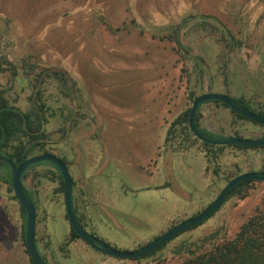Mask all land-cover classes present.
Wrapping results in <instances>:
<instances>
[{
    "label": "rangeland",
    "instance_id": "obj_1",
    "mask_svg": "<svg viewBox=\"0 0 264 264\" xmlns=\"http://www.w3.org/2000/svg\"><path fill=\"white\" fill-rule=\"evenodd\" d=\"M178 26L182 47L173 39ZM190 56L204 61L207 78ZM0 63V92L21 110L30 93L29 87L20 91L25 70L62 69L75 85L69 98L56 83L44 85V101L54 112L45 150L69 163L80 156L70 174L77 185L78 177L88 182L84 223L115 250L148 245L201 213L236 176L262 170L260 149H207L186 140L177 126L168 135L174 139L165 140L172 123L207 90L264 112V0H0ZM199 115L208 135L264 137V127L220 104L202 105ZM9 173L0 164V177ZM55 178L52 166L40 165L23 179L39 194L37 242L47 264H183L185 244L205 242L197 250L206 251L264 210V182L252 181L202 225L140 260L106 258L79 241L64 252L68 224ZM10 195L2 183L7 210ZM43 223L50 242L41 239ZM22 249L0 256V264H30Z\"/></svg>",
    "mask_w": 264,
    "mask_h": 264
},
{
    "label": "flooded vegetation",
    "instance_id": "obj_2",
    "mask_svg": "<svg viewBox=\"0 0 264 264\" xmlns=\"http://www.w3.org/2000/svg\"><path fill=\"white\" fill-rule=\"evenodd\" d=\"M221 29H222V31L224 33H227V31L223 27H221ZM230 45H231V43H230ZM190 57H191L190 58L191 61L194 63L193 58L196 57V56H190ZM201 63L203 65V67H199L195 63L194 64L197 67H199V69L201 70L202 74L207 78L209 75H208V73H206V71H204L205 63H204V61L202 59H201ZM2 66H3L2 63H0V73H1V70H2L1 69ZM50 71L56 72L57 73V76L51 75L50 74ZM21 74H22L21 72L18 73V74L16 73V75H15L16 76V79H19L18 77L21 76ZM63 77H67L69 79L67 73L64 70H62V69L48 68V69H45L44 71H40L38 73H34V71H32V70L31 71L25 70L23 72V78L24 79H21V83H24V86L22 87V89L20 91L23 92L28 87H29L28 89H30V93H29V95L27 97L28 99H27V108H26V110H21L17 106H14V104H12V103L9 102L8 98L4 95V93L0 92V95L3 96V98L7 101V103L11 107H14L15 109L21 111L22 113H27L31 109L34 108L45 119V123H44V126H43V131H44L45 138L42 140V143L41 144L34 146V141L32 140V138L30 136H26V137L20 138L19 145H17L18 144V142H17L16 145L15 144H6L4 147L1 148L0 156H3L5 158H8L10 161L13 162V164L16 167H18L26 159H29V158H31L33 156L41 155V154H51V155H54L55 157H57L58 159H60L65 164V166H66V168H67V170H68V172L70 174V170H71L72 163L80 162V156H78L77 154L74 155L75 156V159L69 163V162H66L62 157H60L58 155H55V154H52V153H48L45 150L46 146L49 143V136H48V133L46 132V127L48 125L49 119L54 114V112H51L50 107L44 101V96L43 95H44V85H45L46 81L47 80L48 81L50 80V81L56 83L58 89L61 91V94L64 97H66V98H69V97L72 96L73 90H74L73 96H75V94H76V87H75V85L72 86V88H71V86H69L70 82H68V84H67V81L66 82L59 81V78H63ZM210 93H214L213 90H207V92H205L204 94H210ZM204 94H202V95H204ZM215 94H218V93H215ZM221 95H223V94H221ZM199 96H201V95H199ZM199 96H197V97H199ZM231 99L232 100H234V99L235 100H244L249 105H251V106L257 108L258 110H260L261 112H263L259 107L252 105L251 103H249L247 100H245L243 98H231ZM216 102H219V101H216ZM207 103L220 104V105L223 104V103L221 104V102L215 103V101H211V102H207ZM207 103H205V104H207ZM202 105H204V104H202ZM201 106L198 107V110H197L198 115L200 114V108H201ZM225 108L229 109L227 106ZM232 112L233 111H231V113ZM253 114H255V113H253ZM255 115H257V114H255ZM199 117H200V115H199ZM196 118H197V115H196ZM246 121H249V122H251L253 124L259 125L257 123H254V122L248 120V119H246ZM186 125L188 127V122H187ZM198 125H199V120H198ZM259 126L264 127L262 125H259ZM199 128H200V126H199ZM168 130H169V128H168ZM168 130H167V134H166L167 136H166V140H165V145H167V142L166 141H171L172 139H174V137L168 138ZM201 130H203V129H201ZM188 131H189V128H188ZM203 131H205V130H203ZM65 133H66V131L64 132V134ZM189 133L191 134L190 131H189ZM222 137H224V136H221V137H218V138H222ZM227 137H238V138H240L239 136H236V135L227 136ZM214 138H216V137H214ZM260 138H264V137H260ZM260 138H257V139H260ZM188 139L189 140H193V142L195 140H196V142L198 141L196 138H194V136L192 134H191V137H189ZM248 149H251V148H248ZM28 150L31 151V152L26 154V152ZM177 151H178V149H177ZM0 164H3L4 166H6L8 168V170L10 171L9 166L6 163L0 161ZM40 165H50V166H52L54 168L55 174H56L55 180H56L57 184L59 185V188H61L60 190L62 191V194H63V205H64V214H63V216H64V219H65L66 223L68 224V230H67V233L63 237V241H62V244H61L60 248L63 249L64 252H66L65 251V248H68L73 243L79 241V242H82L87 249H93L96 252H98L101 256H104L106 258L112 257V256H108V255L103 254L102 252L98 251L97 249H95V248L91 247L90 245H88L87 243H85L72 230V228L70 226V223L68 221L67 215H66V211H65V204H64V183H63V179H62L59 171L57 170V168L54 165H52V164H50L48 162H43V163L37 164V165L29 168L26 172L23 173V175L25 176V174L28 171H30V170H32L35 167L40 166ZM260 172H262V171H260ZM23 175L21 176V182H22V184H23V186H24V188H25V190H26V192H27L30 200L34 204V208H35V212H36V231H35V244H36V248H37V251L40 254L42 260L44 261V263L47 264L46 259L42 256L41 252L38 249V242H37L38 241L37 240L38 239V235H37L38 219L37 218H38V215H39V207H38L37 197H39V194H38L37 191L30 190V189H28L24 185V182H23L24 176ZM70 176H71V174H70ZM78 178H79V180H78L79 185H77V182L74 181L73 178H72V176H71V180H72V203H73V209H74V213H75V216H76V220H77V222L79 223V225L81 226V228L85 232H87L89 235L93 236L94 238H96L99 241H101L102 243H104V241L102 240V238L103 239H107V238H105L104 236L100 235L99 233H97L96 230H93L91 226H89V225H87V224L84 223L83 217L86 216V215L84 216V211L86 210V205H85V202H83V200H84V196H85V191H86V189L88 187L86 185V183H88V182L86 181V179H83L81 177H78ZM5 182H7L8 185L10 186L11 195L9 196L10 208L8 210H7L6 206H5L6 199H4V201H3V199H1V196H0V256H5L7 254H10V255L11 254H16L17 253V248H18V246H20V247L23 248L22 251L27 256L30 264H32L31 263V260L29 258V255L27 253V250H26V245H25L26 213H25L23 207L18 203V200H17V198L15 197V195H14V193L12 191V188H11V175H10V173L8 175H5V176L0 177V186H1L2 183H5ZM123 188L125 189L126 187L123 186ZM136 191H139V190H136ZM133 192H135V191H133ZM3 204H4V206H3ZM78 207H79V209H78ZM52 209H54V208L51 207V210ZM18 211H19V215H20V219H21L20 225H18V223H17V221L19 219L18 218V216H19L18 215ZM203 223H201V225ZM48 232H49L48 225L43 223V231H42L41 239H43V240L45 239V240H48L50 242L51 239H50V236L48 235ZM73 232H74L75 236L73 235ZM19 242H20V244H18ZM104 244H106V243H104ZM106 245L109 246L108 244H106ZM109 247H111V246H109ZM139 249H141V247H138L137 250H139ZM137 250H135V251H137ZM112 258H115V257H112ZM116 259H119V258H116ZM140 259L141 258L132 259V260H140Z\"/></svg>",
    "mask_w": 264,
    "mask_h": 264
},
{
    "label": "water",
    "instance_id": "obj_3",
    "mask_svg": "<svg viewBox=\"0 0 264 264\" xmlns=\"http://www.w3.org/2000/svg\"><path fill=\"white\" fill-rule=\"evenodd\" d=\"M211 101H219L225 104L231 111L239 114L245 119H248L254 123L264 126V118L257 116L238 103H236L231 98L221 95V94H204L194 99L191 104L190 110L188 112V128L191 134L196 138L199 142L210 145V146H237L244 148H258L264 146V138L260 139H242L238 137H222V138H214L205 135L202 133L196 125V115L198 107L202 104ZM0 161L6 163L10 168L11 175V188L18 200V203L23 207L26 213V228H25V245L26 250L29 255L32 264H45L42 260L40 254L37 251L35 244V231H36V212L34 208V204L30 200L22 182L21 176L24 172H26L29 168L43 163L48 162L54 165L59 171L63 183H64V204L65 211L70 223L72 230L88 245L97 249L105 255L112 256L119 259H137L144 258L175 237L179 236L182 233H185L193 228L197 227L207 219H209L226 201L230 193L240 184L245 181H262L264 182V172H250L238 175L233 180H231L227 186L222 190V192L218 195V197L209 204L200 214L190 219H187L180 224L176 225L166 233L160 235L156 239H154L148 245L142 247L141 249L133 252H122L115 250L106 244L102 243L98 239L89 235L85 232L79 223L76 220V216L73 209L72 203V180L71 176L65 166V164L51 154H41L33 156L29 159H26L23 163H21L18 167H16L12 161L8 158L0 156Z\"/></svg>",
    "mask_w": 264,
    "mask_h": 264
},
{
    "label": "trees",
    "instance_id": "obj_4",
    "mask_svg": "<svg viewBox=\"0 0 264 264\" xmlns=\"http://www.w3.org/2000/svg\"><path fill=\"white\" fill-rule=\"evenodd\" d=\"M196 19L204 20L206 19V17H197ZM180 27L181 26L177 27V30L175 31L173 38L174 42L178 47H182L179 40ZM193 61L197 66L203 67L200 57H194ZM50 74L53 76H57V73L53 71H50ZM59 81L62 82L67 81L68 84L69 79L67 77H63V78H59ZM235 101L241 106H243L245 109L251 111L252 113L264 117L263 112L249 105L244 100H235ZM215 103H219V102L215 101ZM222 105L225 106L224 104ZM232 113L235 114L238 118L246 120L240 115L234 112ZM198 117L199 115L197 113L196 124L197 127L199 128ZM187 122H188V112H185L183 115L179 116L175 120V122L172 123L171 127L168 130V135L170 133L174 134V128L177 126L178 128H181L182 130L181 132L185 137V139L191 137V134L189 133L188 127L186 125ZM44 123H45V119L34 108L27 113H22L21 111L15 109L14 107H11L7 103V101L3 98V96L0 95V153H1V148L4 147L6 144L16 145V143L18 142L17 145H19L20 138L26 136H30L32 138V140L34 141V146L41 144L42 140L45 138L43 131ZM199 130L204 134L208 135L200 128ZM174 136L175 135H173V137ZM208 136L216 137V138L221 137V136H211V135ZM201 144L203 147L207 149L220 150L224 148L218 146H210L203 143ZM229 147H234L237 149H248L237 146H229ZM251 149H260L264 152V146L259 148H251ZM30 152L31 151L28 150L26 154ZM261 171L264 172V164ZM251 182L252 181H245L243 183H240L230 193L229 197L244 191L246 188H248V185ZM73 235L75 236L74 232ZM210 238L211 237H207L205 239L210 240ZM204 243L205 242L193 241L189 244L188 243L185 244L186 252L189 254V256L183 264H264V210H257V212L241 226L237 234L232 239L223 241L222 243H218V244H211L209 246L210 248L206 251H201V250L198 251L197 249L198 248L201 249ZM167 244L168 243H166L165 245H163L162 247H160L150 255L162 250ZM191 246H194L196 249L191 250L190 249Z\"/></svg>",
    "mask_w": 264,
    "mask_h": 264
}]
</instances>
